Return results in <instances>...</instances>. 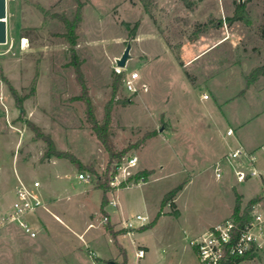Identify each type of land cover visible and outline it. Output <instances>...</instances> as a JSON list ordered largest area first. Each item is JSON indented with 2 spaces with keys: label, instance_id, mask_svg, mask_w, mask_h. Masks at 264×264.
<instances>
[{
  "label": "rangeland",
  "instance_id": "374dc122",
  "mask_svg": "<svg viewBox=\"0 0 264 264\" xmlns=\"http://www.w3.org/2000/svg\"><path fill=\"white\" fill-rule=\"evenodd\" d=\"M7 1L0 75L22 105L0 79L11 122L0 101V209L12 202L17 171L48 185L49 210L34 217V238L15 224L0 227V264H200L190 237L231 217L237 199L242 212L264 186L260 175L238 182L225 158L238 146L226 133L230 124H240L249 142L264 130V75L246 83L264 64V0H248L243 18L233 21L236 2L244 0ZM128 44L126 66L119 67ZM133 71L147 90L125 89ZM114 73L121 75L116 89ZM107 111L109 143L123 151L110 172L131 156L138 161L126 176L116 166L102 207L97 176L105 179L109 153L94 119L105 125ZM258 112L256 123H246ZM52 145L85 167L47 156ZM137 214L149 221L141 225ZM111 220L116 239L106 228ZM128 221L135 226L125 227Z\"/></svg>",
  "mask_w": 264,
  "mask_h": 264
},
{
  "label": "built area",
  "instance_id": "2783aa9c",
  "mask_svg": "<svg viewBox=\"0 0 264 264\" xmlns=\"http://www.w3.org/2000/svg\"><path fill=\"white\" fill-rule=\"evenodd\" d=\"M140 79L138 71L130 72L124 80L125 89L131 93H136L140 89L147 90V85L140 82ZM203 98H210L209 93H204ZM0 101L5 106L3 117L10 124L8 109L2 101V95H0ZM226 133L234 135L235 132L230 127ZM261 149L264 154V145L261 146ZM225 158L233 165L234 176L238 182L260 174L256 167L257 152L248 150L242 144L230 149ZM235 159L242 160L235 163L233 162ZM137 161L136 156H131L126 163L117 166L119 173L124 176L130 175V168L134 167ZM246 162L247 167L244 166ZM222 173L223 167L219 161L215 165V175L220 178ZM77 177L85 182L91 180L90 176L84 172H79ZM117 177L115 178L118 179ZM116 182L113 181L114 184ZM47 186L38 179L28 182L15 171L13 199L8 208L0 209V227L6 224H15L26 235L32 238L36 237L39 232V224L36 223L34 217L44 209L49 210ZM110 204L116 205L117 203L115 200H111ZM135 218L140 221L141 225L149 221V217L143 214H137ZM134 226L133 221H128L125 227L132 228ZM189 243L197 249L200 262L205 264H219L228 256L251 255L250 259L264 258V196L253 205L250 217L243 225L239 226L236 219L231 216L190 237ZM138 254L143 256L144 250H139Z\"/></svg>",
  "mask_w": 264,
  "mask_h": 264
},
{
  "label": "trees",
  "instance_id": "16d2710c",
  "mask_svg": "<svg viewBox=\"0 0 264 264\" xmlns=\"http://www.w3.org/2000/svg\"><path fill=\"white\" fill-rule=\"evenodd\" d=\"M247 2H248V0H244L242 2H239V1L236 2L234 14L232 17H229L230 21L240 20L243 18L242 14L245 11V6H246ZM77 19L80 20V8L77 11ZM66 22H67V26H69V27L73 26V24H74L73 22L72 23H69L68 21H66ZM69 38H70V41L72 42V44H74V38H72V37H69ZM72 50H74L73 46H72ZM77 74H78L79 79L81 80V83L83 84L84 82H83V79L81 77V73L78 71ZM260 75H264V64L256 67L255 69H253V71L250 74H248L246 76L247 85L254 82ZM120 76L121 75L119 73H114V77H113L114 78L113 79L114 89H116L120 83ZM0 79H2L9 86L11 93L13 94V96L15 98L16 104L18 106H21L22 105V99L20 97H18L17 92L11 86L9 80L6 77H4L3 75H0ZM83 89L85 90L84 85H83ZM109 116H110L109 111H107L105 125H101V126L98 125L97 121H95V119H94L95 133L97 134V137L99 138V140L102 142V144L104 145V147L106 148V150L109 153V163H108L107 169L105 171V179L103 176H97L98 177V186H99V188L103 189V193H104L102 207L106 206V204L108 203L106 193L108 192L109 189L112 188L110 185V180H111L112 176L114 175V173L116 172L117 163L114 164V168H113L112 172H110L111 164L113 163V161L115 159L120 158V156L123 154V151L120 153H117L115 150H113L111 144L109 143L108 127H107L108 122H109ZM46 155L47 156L55 155V156H59V157L60 156H68L67 154H65L63 152L56 150L53 147V145L48 149ZM68 157H71L72 162L75 165H77L78 167H85V165H83L80 162V160H78L76 157L71 156V155ZM88 169H90L93 173H96L95 170L92 169L91 167ZM142 173L143 172H141L139 175H134V177L137 179L140 175H143ZM125 183L126 182H124L123 185ZM260 199H262V196H256V197L251 198L248 201V203L246 204V206L243 208L242 212H241L240 199H237L236 206L234 208L232 216L236 219L239 226L243 225L244 222H246L248 220V218L250 217V212L252 210L253 205L255 203H257ZM155 223H156V219L154 221L150 222L148 227L155 225ZM106 228L108 230H111V232L114 234V237L118 234L117 230L114 229L112 223L106 221ZM115 239H116V237H115ZM194 250L196 251V253L198 255L197 249L194 248ZM125 258H126V256H125ZM250 258H251V255H243V256H239V257L228 256V257L224 258L219 264H239L240 262H242L246 259H250ZM125 264H127V259L125 261ZM200 264H205V263L200 262Z\"/></svg>",
  "mask_w": 264,
  "mask_h": 264
},
{
  "label": "crops",
  "instance_id": "0c3cea01",
  "mask_svg": "<svg viewBox=\"0 0 264 264\" xmlns=\"http://www.w3.org/2000/svg\"><path fill=\"white\" fill-rule=\"evenodd\" d=\"M7 11H8V4H7ZM7 25H8V23H7ZM208 99H210V98H208ZM258 113H260V114H251V117H249L246 120V123H249V124L256 123V121H257L256 118L258 116H261V112H258ZM230 127L234 129V132L235 133H234V135H229V136H233L235 142L238 143V145L239 144H242L248 150H250V151H256L257 152L256 167H257V169H258V171L260 173L259 174L260 177L264 181V154H263V150L261 149V146L264 144V130H262L260 132H256L257 134L253 132L252 133V134H254L253 135V139L250 140V142H249V141H246L245 139L242 138L241 133H240V130H241L240 129V124H238L236 126H232L230 124V126L228 128H230ZM237 191H239V190H237ZM239 192L241 194H243V196H244V193L242 191H239ZM258 194L264 196V186L262 187V190L260 192L256 193L254 196H256ZM254 196H251V197H254ZM111 222H112V220H111ZM112 224H113V222H112Z\"/></svg>",
  "mask_w": 264,
  "mask_h": 264
},
{
  "label": "water",
  "instance_id": "95a60500",
  "mask_svg": "<svg viewBox=\"0 0 264 264\" xmlns=\"http://www.w3.org/2000/svg\"><path fill=\"white\" fill-rule=\"evenodd\" d=\"M7 0H0V44H5L8 41V25H7ZM131 45L128 44L124 53L117 59V65L119 67H125L129 58V51Z\"/></svg>",
  "mask_w": 264,
  "mask_h": 264
},
{
  "label": "bare ground",
  "instance_id": "6f19581e",
  "mask_svg": "<svg viewBox=\"0 0 264 264\" xmlns=\"http://www.w3.org/2000/svg\"><path fill=\"white\" fill-rule=\"evenodd\" d=\"M0 49H1V45H0Z\"/></svg>",
  "mask_w": 264,
  "mask_h": 264
}]
</instances>
